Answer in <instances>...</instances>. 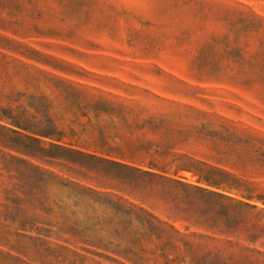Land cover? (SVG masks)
Listing matches in <instances>:
<instances>
[{"label":"rangeland","instance_id":"1","mask_svg":"<svg viewBox=\"0 0 264 264\" xmlns=\"http://www.w3.org/2000/svg\"><path fill=\"white\" fill-rule=\"evenodd\" d=\"M189 165L264 190V0H0V264H264Z\"/></svg>","mask_w":264,"mask_h":264},{"label":"trees","instance_id":"2","mask_svg":"<svg viewBox=\"0 0 264 264\" xmlns=\"http://www.w3.org/2000/svg\"><path fill=\"white\" fill-rule=\"evenodd\" d=\"M111 164L115 166H121V167H127L124 164H121L119 162L114 161H108ZM150 166H155V163L153 161H150ZM204 165L200 161H196V165ZM164 168V167H163ZM200 168V167H199ZM182 169L184 170H192L198 177V179H202L214 186H223L231 190H235L240 193V195L248 200L256 199L264 202V190L261 187H258L256 184L251 182L248 179H245L244 177H238L237 175L233 173L226 172L224 170L218 169V173L220 174L219 177L213 178L209 177L207 173H202V169H192V167L189 166H183ZM145 174H148L150 176H157L156 174L150 173V172H143ZM162 177V176H160ZM168 181H171L185 189H191L194 192V196H188L187 200L190 202L192 201H198V199L205 200V204L210 206V201L212 200V206L213 208L215 206L217 207V211L214 214V217H208L204 218L203 216H199L196 220L197 222L205 225L208 229H213L215 233L225 236H239V230H248V227L244 228L243 224L245 223V217H244V209H255L256 206L248 203L247 201H244L242 199H238L232 196H227L220 192L210 191L205 188L191 185L189 183L183 182L180 179H172L169 177H162ZM153 218V217H152ZM204 218V219H203ZM200 219H202L200 221ZM157 222L160 224H154L151 221H142L141 223H144L147 231L145 234L148 235H155L157 237H161L165 235L166 237H176L173 233L178 235V237H186L185 235H182L180 231H178L174 225L167 224L166 222H162L157 220ZM165 225L167 228L163 227ZM243 225V226H242ZM243 227V228H242ZM186 229H188L186 227ZM195 237H210L205 236L202 234H192Z\"/></svg>","mask_w":264,"mask_h":264}]
</instances>
